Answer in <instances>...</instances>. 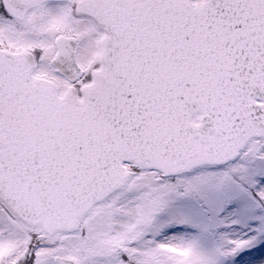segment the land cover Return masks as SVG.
I'll use <instances>...</instances> for the list:
<instances>
[{"label":"snow or ice","instance_id":"snow-or-ice-1","mask_svg":"<svg viewBox=\"0 0 264 264\" xmlns=\"http://www.w3.org/2000/svg\"><path fill=\"white\" fill-rule=\"evenodd\" d=\"M0 264H264V0H0Z\"/></svg>","mask_w":264,"mask_h":264}]
</instances>
